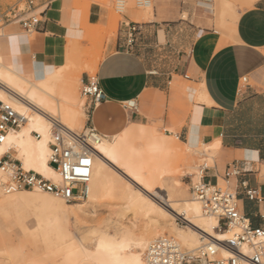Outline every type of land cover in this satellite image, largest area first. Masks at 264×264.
Here are the masks:
<instances>
[{"label": "crops", "instance_id": "0c3cea01", "mask_svg": "<svg viewBox=\"0 0 264 264\" xmlns=\"http://www.w3.org/2000/svg\"><path fill=\"white\" fill-rule=\"evenodd\" d=\"M185 1L179 0L180 14ZM211 1L201 4L213 11ZM23 3L41 21L33 32L17 22L4 23L0 54L17 72L35 80L63 65L69 46L83 43L89 29L110 23L106 7L93 3L80 8L75 0H0V17L10 6ZM221 11L222 7L219 15ZM149 15L151 20L142 23L132 50L126 48L123 21L117 36L106 39L97 73L106 99L99 111L97 107L86 109V123L100 131L99 113L124 117L127 111L130 123H161L160 128L181 142L207 146L213 163L207 164L205 179L221 185L227 181L237 194L241 211L253 226L264 228V0L249 4L237 20L231 14L232 32L219 31L209 16L195 26L185 18L171 26L155 4ZM125 20L136 22L130 16ZM161 30L165 42H160ZM185 32L195 35L189 44L181 39H186ZM163 53H169V58L159 57ZM245 76L247 82H243ZM130 99L137 101L136 109L124 106ZM201 175L200 169L194 181ZM243 181L257 190L262 201L247 196ZM0 217L22 226L26 220L3 213Z\"/></svg>", "mask_w": 264, "mask_h": 264}, {"label": "bare ground", "instance_id": "6f19581e", "mask_svg": "<svg viewBox=\"0 0 264 264\" xmlns=\"http://www.w3.org/2000/svg\"><path fill=\"white\" fill-rule=\"evenodd\" d=\"M123 3L122 0V6ZM3 34L1 32L0 37ZM72 49L73 46L68 49L69 54ZM68 62L35 80L17 72L0 54V81L7 88L1 93V98L27 117L22 127L9 131L5 143L0 145V154L14 148L15 156L24 168L47 177L58 178L48 164L49 118L55 116L71 129L77 127L79 114L87 118L85 111L71 106L66 94L59 97L55 88L56 81L65 78L73 65ZM85 68L89 69V66ZM101 107L102 103H99L98 111ZM126 113L124 117H108L100 113L97 116L102 123L99 128L102 140L97 145L88 196L83 202L67 201L40 190L5 193L0 189V213L24 219L35 213L37 223L28 235L32 242L41 240L44 243L39 255L32 258H26V251L21 246L9 250L4 245L0 247V264H145L148 245L168 233L190 250L208 239L226 240L232 235L231 230L220 228L216 216L203 211L194 196L172 198L167 178L179 170L166 162L172 150L166 145L165 136L160 130L151 128L152 136L147 138L143 124L130 123ZM34 130L40 136L35 135ZM1 177L7 178L0 172ZM115 195L123 202L109 217L111 222L106 227L92 228L88 238L80 236L77 227L86 219H94L98 200ZM138 213L146 218L140 230L136 220L129 217ZM178 217L187 221V227H179L175 223L174 219ZM123 219H128V223ZM111 226L113 231L109 230ZM244 250L248 251V248ZM223 255L228 253L223 252Z\"/></svg>", "mask_w": 264, "mask_h": 264}, {"label": "built area", "instance_id": "2783aa9c", "mask_svg": "<svg viewBox=\"0 0 264 264\" xmlns=\"http://www.w3.org/2000/svg\"><path fill=\"white\" fill-rule=\"evenodd\" d=\"M146 6L153 0H137ZM122 0L118 1L121 9ZM4 23H20L25 30L33 32L41 21L29 5L10 6L0 17ZM126 48L133 49L141 33L142 23L127 22L123 26ZM247 82V76L243 78ZM6 86L0 81V145L5 143L11 129H18L27 122V117L14 106L1 98ZM81 94L86 99L85 108L93 110L106 99L98 75L87 74L82 82ZM129 109L137 108V101L124 102ZM51 134L49 140L48 164L58 178L47 177L35 170L26 169L15 156L16 150L9 148L0 154V172L7 176L0 178V189L5 193L17 190H40L51 193L67 201L83 200L88 196V183L92 178L97 145L102 140V133L93 125L85 124L82 130L71 129L58 118H49ZM37 136L40 134L34 130ZM207 163L201 166V178L192 184L193 196L201 203L203 211L216 216L220 228L231 230L232 235L226 240L208 239L195 249H187L173 237L165 235L154 239L145 250V264H264V228L253 226L250 219L241 211L239 199L227 181H207L203 175ZM250 199L262 201L256 189L242 182ZM181 224H187L183 218H176ZM247 247L248 251L244 248ZM227 252L228 255H223Z\"/></svg>", "mask_w": 264, "mask_h": 264}, {"label": "rangeland", "instance_id": "374dc122", "mask_svg": "<svg viewBox=\"0 0 264 264\" xmlns=\"http://www.w3.org/2000/svg\"><path fill=\"white\" fill-rule=\"evenodd\" d=\"M118 1L119 0H75V5L80 6V8H89L91 4L96 3L106 7L110 12V23L107 27H100L94 30L89 29L83 43H73L69 46V48L73 46V49L70 54L67 51L65 63L70 61L73 65L71 64V68L66 77L55 83V88L59 97L66 94L69 97L71 106L76 109L86 112V99L81 94L83 74L88 73L90 75H95L98 73L99 64L104 58L105 41L106 39H111L112 37L117 36L120 22L123 21L126 23L125 16H130L131 19L136 22L147 23L151 20V18L148 17L151 16L149 14L153 11L155 4V9L159 7L161 17L167 18L170 21L169 23L171 26L178 25L181 18H185L188 22H191L189 25L193 24V26H195L196 24H201V18L203 16H209L212 17V22H215L219 31L232 32L234 21L231 14L235 13V17L238 18L239 12L256 0H213L211 1L214 4L213 11L201 4V1L205 0H187L183 2L182 14L179 13V8L181 9L179 0H154L156 3H152L151 11V6L139 5L137 0H123L124 6L122 7V10H119ZM221 7L222 11L221 15H219L218 11ZM3 25V20H0L1 32ZM190 28L191 26H189V29ZM182 33H184V31H182ZM185 36L186 39L183 37H181V39L186 40L188 42L187 44H189L191 38H194L195 35H193V33L185 32ZM159 39L160 42H165L164 32L162 30L160 31ZM179 40L180 38L178 37L176 43H178ZM160 56L167 59L170 54L163 53L160 54L159 57ZM87 65L89 66V69L85 68ZM166 68L167 66H161V69L165 70ZM79 72H81L80 75H77ZM86 119V117L79 114L77 116L78 125L75 129L82 130L86 124H83V121ZM131 127L134 128L133 126ZM136 127L139 128V126ZM160 127H162L161 123L157 124L152 122L149 124H143L142 128L146 131L147 138L152 136L150 131L151 128L160 130L165 136L166 145L172 150V153L166 157V162L169 163L171 167L178 168L179 170L174 175L167 178V185L168 188L171 189L169 190L171 191L172 198L193 197L191 187L194 183V178L197 172H200L202 165L205 163L212 165L213 154H211L209 150H206L204 145L194 147L188 143L181 142L176 135L170 134ZM145 156L149 159L147 155ZM111 173L114 174V177L117 176L114 171ZM222 184L225 183L222 181ZM84 200L79 202H83ZM122 202L123 201L116 195L115 197L107 196L99 199L98 203L95 204L96 214L94 219H86L82 222L77 227V233L80 234V236L88 238L92 228L98 226L106 227V225L111 222L109 217L112 215L113 211L122 204ZM129 217H133V219L136 220L139 227L138 230H140L146 222V218L140 213ZM174 221L179 227H187L188 225V223H178L176 219H174ZM123 222L128 223V219H123ZM36 223L37 218L33 212L30 213L25 220L23 224L24 226L15 220H6L5 218L0 217V245H19L26 251V258L37 257L42 248H44V243L41 240L32 242V239L25 230L35 228ZM70 225H72V223H70ZM109 230L113 231V226L109 227ZM167 235L176 238L172 234L168 233ZM180 243L182 242L180 241ZM182 245L185 247L183 243Z\"/></svg>", "mask_w": 264, "mask_h": 264}]
</instances>
